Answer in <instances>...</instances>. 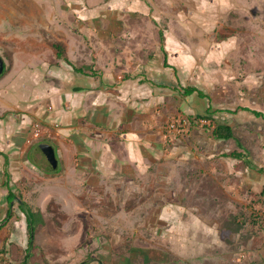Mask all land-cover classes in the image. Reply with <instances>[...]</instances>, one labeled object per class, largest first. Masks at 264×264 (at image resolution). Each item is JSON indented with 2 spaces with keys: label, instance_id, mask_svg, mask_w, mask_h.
<instances>
[{
  "label": "rangeland",
  "instance_id": "1",
  "mask_svg": "<svg viewBox=\"0 0 264 264\" xmlns=\"http://www.w3.org/2000/svg\"><path fill=\"white\" fill-rule=\"evenodd\" d=\"M55 45L64 55L66 47L76 48L103 65L115 59L116 66L128 60L170 68L180 95L184 84L203 93L200 113L212 122L199 127L209 135L190 136L200 120L186 118L187 135L174 140L190 143L192 157L178 162L180 179L167 185L170 195L165 191L156 201V193H139L118 215H49L33 234L28 264H159L145 262L141 252L170 245L154 229L157 209L168 202L183 207L173 221L187 227L172 236H190L194 243L188 254L168 255V264H264V120L251 114L264 116V0H0L2 77L22 49L33 47L34 67L58 60ZM165 46L190 55L191 67H169ZM48 49L55 53L52 61ZM37 75L39 80L44 73ZM215 121L229 125L239 144L211 137ZM7 243L0 246V264H22L27 243Z\"/></svg>",
  "mask_w": 264,
  "mask_h": 264
},
{
  "label": "crops",
  "instance_id": "2",
  "mask_svg": "<svg viewBox=\"0 0 264 264\" xmlns=\"http://www.w3.org/2000/svg\"><path fill=\"white\" fill-rule=\"evenodd\" d=\"M178 49L164 47L173 60L169 67L188 69L193 58L186 53L182 57ZM33 50L19 51L11 71L0 79V237L4 232L7 244L14 248L16 240L28 242L21 203L38 212L46 224L47 216L66 215L70 210L77 216L122 214L139 193H156V201H161L167 185L180 179L178 162L187 164L192 157L190 143L167 141L164 126L180 115L189 120L203 116L200 110L206 99L199 101L196 94L182 97L170 68L156 69L152 63L133 66L128 60L116 66L115 59L103 65L94 56L86 58L76 48L66 47L65 57L82 71L78 73L59 60L34 67ZM46 52L51 61L55 59L51 49ZM39 71L44 75L36 80ZM205 108L210 110L208 105ZM206 120L191 126L190 136L209 135L202 129L212 122ZM36 122L46 126L48 133L28 144ZM217 124L222 123L211 124V133ZM47 146L57 159L53 171L46 169ZM168 169L173 170L167 174ZM166 194L170 195V188ZM182 208L168 202L157 209L155 232L168 237L167 247L176 255L162 248L154 263L168 264V255L192 251L190 236L185 235L183 243L172 236L177 233L173 231L187 228L173 221ZM6 242L0 240V246ZM146 256L142 255L145 262Z\"/></svg>",
  "mask_w": 264,
  "mask_h": 264
},
{
  "label": "trees",
  "instance_id": "3",
  "mask_svg": "<svg viewBox=\"0 0 264 264\" xmlns=\"http://www.w3.org/2000/svg\"><path fill=\"white\" fill-rule=\"evenodd\" d=\"M160 39L163 41V35L161 33H159ZM54 49L56 50V58L59 61H63L65 62L68 66L73 67V69L78 72V73H82V71L80 69H76L72 63H70L67 58L64 55V50L62 48V46L60 45H55ZM161 51H164V47H161ZM166 53V52H165ZM164 53V55H166ZM166 57V56H165ZM3 76V75H2ZM196 94L199 98H205L203 93L196 89L195 87H187L185 89L182 90L181 92V96L182 97H189L191 95ZM243 111H247V112H251L248 109H242ZM210 111H207V113H209ZM251 114L253 116H255L256 118H262L264 120V116L261 113L252 111ZM198 119H202L205 120L208 117L205 116H198ZM212 136L215 140H219V141H229V140H233L235 142L238 143L237 138L234 136V133L232 131V129L227 126L226 124L222 123V124H217V126L213 129L212 131ZM234 159H239L242 156L240 154H234L232 155ZM260 195L262 197H264V185L261 188V192ZM14 198V195H11L9 198V202L12 201V199ZM19 209L20 211L25 215V223H26V230H27V235H28V242H27V248L25 249L24 252V257H23V262L22 264H28V259H30V250H31V246H32V240H33V234L36 232L38 227L43 226L44 222L42 219V216L38 213V212H34L30 207H28L25 203H21L19 205ZM143 255H147V261L148 262H156L158 260L157 256L155 255H161L160 253L157 252H141ZM157 253V254H155ZM149 255V256H148ZM166 258V257H165ZM160 259V257H159ZM164 260V258H162ZM79 264H87L86 262L83 263H79Z\"/></svg>",
  "mask_w": 264,
  "mask_h": 264
},
{
  "label": "built area",
  "instance_id": "4",
  "mask_svg": "<svg viewBox=\"0 0 264 264\" xmlns=\"http://www.w3.org/2000/svg\"><path fill=\"white\" fill-rule=\"evenodd\" d=\"M190 122L182 117L173 118L170 120L165 127V137L174 140L176 137H184L188 133ZM48 128L43 126L41 123H34L30 136L27 139V143L31 144L33 141L40 139L47 135Z\"/></svg>",
  "mask_w": 264,
  "mask_h": 264
},
{
  "label": "water",
  "instance_id": "5",
  "mask_svg": "<svg viewBox=\"0 0 264 264\" xmlns=\"http://www.w3.org/2000/svg\"><path fill=\"white\" fill-rule=\"evenodd\" d=\"M5 71V65L3 59L0 57V78L2 77ZM46 169L48 171H53L57 167V159L54 155V151L51 147H46Z\"/></svg>",
  "mask_w": 264,
  "mask_h": 264
}]
</instances>
